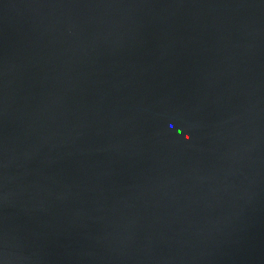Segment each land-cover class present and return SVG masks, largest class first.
Masks as SVG:
<instances>
[{
    "label": "water",
    "instance_id": "1",
    "mask_svg": "<svg viewBox=\"0 0 264 264\" xmlns=\"http://www.w3.org/2000/svg\"><path fill=\"white\" fill-rule=\"evenodd\" d=\"M0 264H264V0H0Z\"/></svg>",
    "mask_w": 264,
    "mask_h": 264
}]
</instances>
